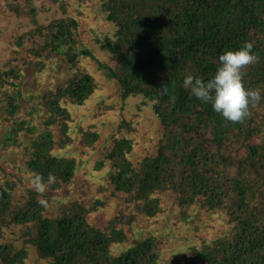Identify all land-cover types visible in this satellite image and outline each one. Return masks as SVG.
I'll list each match as a JSON object with an SVG mask.
<instances>
[{
  "label": "trees",
  "instance_id": "obj_1",
  "mask_svg": "<svg viewBox=\"0 0 264 264\" xmlns=\"http://www.w3.org/2000/svg\"><path fill=\"white\" fill-rule=\"evenodd\" d=\"M13 5V10L23 12ZM101 9L117 27L115 39L106 37L101 44L118 62L115 68H108L109 76L118 81L123 103L133 96L149 102L162 132L156 152L143 157L138 166L127 157L133 142L125 136L115 138L105 155L111 163L109 183L131 202L133 209H121L102 230L88 221L93 207L73 202L57 215L47 216L44 205L30 195V190L29 196L11 209V187L0 181V217L9 214L11 223L31 225L29 233L36 232L32 241L42 257L53 258L50 264H157L159 253L152 236L136 239L117 255L111 253L110 246L127 241L129 228L123 226L131 227L137 214L158 213V198L152 196L155 192L174 189L183 211L198 202L208 211L226 208L237 227L232 238L192 246L184 260L173 258L169 264H264V191L257 195L242 175H230L236 166L240 174L244 171L264 183V116L255 119L252 111L243 123L226 121L211 103L202 102L183 87L187 75L207 82L217 71L221 54L251 42L260 63L248 70L245 86L260 89L264 97V0H104ZM40 27L41 42L35 40L29 54L38 60L45 56V60H39L42 66L53 54L66 56L72 67L80 56H93L87 48H75V18ZM20 76L14 67L0 69V85H9L4 89L7 104L0 99V120L3 115L15 116L20 109L24 95L20 84L13 80ZM11 86L14 88L9 90ZM95 88L89 72H74L64 84L40 92L35 98L41 102L32 113L45 108L43 123H58L67 135L70 113L62 101L69 98L83 103ZM122 124L130 125L125 120ZM91 136L92 140L97 138L95 133ZM66 138L57 142L51 130H44L34 139L25 163L45 181L49 173L54 174L57 180L52 188L61 185L58 179L67 183L75 175V158L53 153L57 145H69ZM12 143L0 140L3 148ZM233 145L243 147L246 155L241 151L230 153ZM103 165L104 160H99L96 168ZM230 187L236 197L227 200ZM25 257V248L0 246V264H18Z\"/></svg>",
  "mask_w": 264,
  "mask_h": 264
},
{
  "label": "rangeland",
  "instance_id": "obj_2",
  "mask_svg": "<svg viewBox=\"0 0 264 264\" xmlns=\"http://www.w3.org/2000/svg\"><path fill=\"white\" fill-rule=\"evenodd\" d=\"M103 1L0 0V69L14 67L21 73L19 78L13 80L20 84L24 95L17 114L3 115L0 120V140L13 141L8 145L10 147L0 145V181L11 187V209L23 202L30 190L33 192L30 195L47 202L44 215L55 216L68 204L79 202L88 209L93 207L88 221L105 230L121 209H133L131 202H127V198L116 192L109 183L107 175L111 171V163L105 155L112 149L115 138L125 136L133 142L127 157L138 166L143 157L156 152L162 132L149 110V102L142 96H133L126 100L128 103H123L118 81L109 76L108 68H115L118 62L116 56L101 44L105 43L106 37L115 39L117 27L106 19L101 9ZM13 3V8L20 7L23 12L13 10L10 6ZM69 17L78 21L75 48L77 51L87 48L93 56H80L76 66L72 67L66 61V56L53 54L46 61V66H42L39 60H45V56L38 60L29 54L35 42H41L40 26ZM39 67L43 70H38ZM77 71L89 72L96 82V88L83 103H74L69 98L62 101L70 113L67 136L58 123L52 126L43 123L47 115L45 108L39 107V112L32 111L41 102L40 98H35L40 92L64 84ZM8 86L0 85V99L4 105L8 100L4 89ZM13 88L11 86L9 90ZM252 111L255 119L264 116V102ZM25 120L28 123L22 125L21 121ZM124 120L130 125L122 124ZM44 130H51L57 142L67 136L69 145L63 148L57 145L53 153L73 156L76 171L69 182L63 183L58 179L61 185L56 188L50 186L40 194L31 186L30 180L35 174L26 168L25 163L34 139ZM11 131L12 137L8 138ZM94 133L97 138L92 140L91 134ZM232 148L230 153L241 151L240 154L246 155L243 147L233 145ZM99 160H104L101 169L96 168ZM230 175H242L241 179H246L257 195L264 191L263 180H256L244 171L240 174L236 166ZM231 187L227 200L236 197V194L230 193ZM173 190H159L152 195L158 198V213L155 216L137 214L136 222L131 227L123 226L129 228V238L126 242L112 243V254L121 253L136 239L152 236L159 253L157 264H169L173 258L184 260L192 246L202 247L203 243H213L221 237L232 238L237 225L226 208H219L220 212L208 211L198 202L199 205L183 211L179 207V196ZM10 218L9 214L0 217V246L10 244L15 249L25 248L26 257L18 264H50L53 258L42 257L38 246L32 241L36 232L29 233L31 225L13 224ZM122 219L126 221L125 216ZM117 220H120L119 217Z\"/></svg>",
  "mask_w": 264,
  "mask_h": 264
},
{
  "label": "clouds",
  "instance_id": "obj_3",
  "mask_svg": "<svg viewBox=\"0 0 264 264\" xmlns=\"http://www.w3.org/2000/svg\"><path fill=\"white\" fill-rule=\"evenodd\" d=\"M260 63V57L253 52V43L245 42L239 50H228L219 56V67L214 76L207 82L201 77L187 75L183 87L191 95L204 103H211L215 112L232 123H243L252 114L262 99L260 89H249L245 86L248 70ZM167 92V87H164ZM56 182V176L48 174L47 181L36 174L31 180L33 189L43 194ZM41 205L46 201L38 199Z\"/></svg>",
  "mask_w": 264,
  "mask_h": 264
}]
</instances>
